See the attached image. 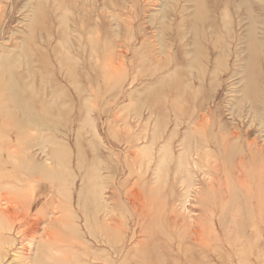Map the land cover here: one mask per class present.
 <instances>
[{
	"label": "rangeland",
	"instance_id": "rangeland-1",
	"mask_svg": "<svg viewBox=\"0 0 264 264\" xmlns=\"http://www.w3.org/2000/svg\"><path fill=\"white\" fill-rule=\"evenodd\" d=\"M199 1L0 0V57L31 105L17 119L35 121L0 130V159L29 168L7 191L18 214L14 231L0 216V264L47 226L66 241L60 264H264V74L258 107L245 91V4L264 53V0Z\"/></svg>",
	"mask_w": 264,
	"mask_h": 264
},
{
	"label": "bare ground",
	"instance_id": "bare-ground-1",
	"mask_svg": "<svg viewBox=\"0 0 264 264\" xmlns=\"http://www.w3.org/2000/svg\"><path fill=\"white\" fill-rule=\"evenodd\" d=\"M61 1L63 2L64 0H61ZM196 1H197V5H198L197 9H196L197 10L196 13H197L199 11V8H200V1L199 0H196ZM62 2H60V3H62ZM245 5H247V7H248V8L246 7L247 10L245 11V14H246V16H248L250 18V22H251V25L249 24L250 25L249 26L250 31H248V33L249 32L251 33V34H249L251 36H250V39L247 38L248 39L247 41H249V43H248L249 47L248 48H249L250 52H249V57H248V61L246 63V69H245V71L247 72V75L245 74V77L248 81V84H246V86H245L246 87L245 91L249 96H251L254 99V102L256 103V106L258 107V103H257V102H259L258 101V94L260 92L258 90L262 87V85H260L257 82V78L259 77V75L262 78L263 74H264V53L260 49L259 39H257V37L253 35V31H254L253 23L257 20L255 15H254L255 12L253 13V11H252L253 7L249 6L248 3ZM259 10L264 14V6L261 7ZM204 13H205V11H204ZM38 14L41 15L42 13L39 11ZM228 15H229V12H228ZM230 16L231 15H229V19L230 20L233 19L232 17L230 18ZM225 17H226V15H225ZM205 19L206 18L202 17V12H201L200 15L194 14V17L190 23L192 30L195 31V33H196L195 34V43L197 46L201 44L202 38H204V37H200V38H198V37H199V35L201 36L200 27L202 28L201 25H203L202 23ZM229 19H227V20H229ZM225 20H226V18H225ZM227 22H228L227 24H229V21H227ZM256 22H255V27H256ZM227 29H226V31H228ZM256 34H257V31H256ZM32 41H33V39L30 36L26 40V42H24L25 43V47L23 45L24 54H26V52H28V54H32V53H29L32 51V49L30 48ZM26 44H27V46H26ZM89 45L91 46V49H94L93 48L94 46L97 47V40L89 39L87 42V46H89ZM199 51H200V49L197 48L198 53H199ZM33 54L35 55L36 53H33ZM203 54H205V53H203ZM10 56H11V53H9V54L6 53L3 55L2 58L0 57V59H1L0 62L4 63L2 74L0 76V92H1V94H0V119L2 117H4V120L9 119L11 117H14V119L16 120V123H19L18 126L20 129L17 127V125L15 127H14V124L10 125L11 123L9 121H8L9 122L8 125H5L4 123H2L3 120H1L0 121V130H3V131L6 130L7 136H10V134L12 135L13 133H16L17 135H19V134L21 135V133H23L25 127H28L31 122H32V124H30V126L35 125V124H33V122H35L34 120L33 121L32 120H23V122H21L17 119V113L19 111L18 107H21V109L24 111L25 109L28 108L27 107L28 105L30 106L29 108H31V105L29 104V102L26 101V98L28 97L29 92L26 91V89H24V91H22L23 90L22 88L24 86L21 85V87H22L21 88L22 90H21L16 85V83L20 84V82H21L20 80L22 78L23 73L20 74L21 76H20V80H19L18 74L20 72L16 71L15 67L6 66V63L9 62ZM24 58H25V56H24ZM197 58H198V56L197 57L194 56L193 61L194 62L197 61ZM206 58H207V56H206ZM31 59H32V57H31ZM39 59L42 60L41 55H39ZM44 59H46L45 55H44ZM28 60H30V59H28ZM193 61L191 62V66L194 68L195 63H193ZM14 65H15V63H14ZM71 71H70V73H71ZM206 73H207V71H206ZM17 81H19V82H17ZM262 82H263V79H262ZM51 85H54V84H51ZM52 87L54 88V86H52ZM17 88H18V90H21V92H18ZM62 94L60 95V97L62 96ZM17 96H19V99H17ZM5 100H8V101L6 102ZM236 103L238 105H240L242 108H244L246 106L243 103V101H238ZM62 104H63V102H62ZM62 104L59 103V101H57V103L55 105H57L56 107L60 108V106H62ZM254 106H255V104H254ZM51 107H53V106H51ZM51 107H50V109H54ZM46 108L49 109V107H47V106H46ZM46 108L44 105L43 109H45L46 114H48L52 117V114H51L52 110H50V109L47 110ZM27 111L28 110H25L24 113H26ZM259 120H260V123L264 124V115L260 114ZM26 123H28V124H26ZM22 127H24V128L21 129ZM15 128H16V131H15ZM234 136H236L237 138H240V140H242V138H243V137H238L237 134H235ZM223 138L226 139L227 138L226 135H223ZM236 145H237V143H236ZM236 150H237V147L230 148L229 151H231V152H229L227 154V156H229V157L232 156L236 152ZM12 152L13 151L11 150V154L9 155L8 159H6V160L0 159V216L3 219H6L8 221V225L3 226V228L7 229L8 231H14L16 229V223L13 219L18 214V212L16 210L17 207L15 204L16 203L15 197H13L12 195H9L7 193V191L16 186V181L13 178L15 173H18L19 171H24V170L29 171L28 170L29 168L27 169L26 167H21V168L18 167L15 159L13 158ZM57 157L60 160L62 159V156H57ZM60 160H58L59 163H61V161H62V163L65 164L66 160L65 161L64 160L60 161ZM54 162L56 164L55 160H54ZM68 163H69V161H68ZM33 169H34V167H33ZM40 171H42L41 174H43V175L44 174L46 175L48 173V171L46 173L43 170H40ZM49 172H51V176H53L54 178L60 179L62 176V173L55 171V169H50ZM81 197H82V195H81ZM27 217L28 216H24L22 221H24V220L27 221ZM11 218H13V219H11ZM55 219L57 221L59 220V218H55ZM38 224H39V222H38ZM110 225H111V222H109L108 218H106V220H105L106 228L107 229L110 228ZM29 226H27L25 229H27V228L30 229L31 225H29ZM38 226L39 225L35 226L34 228L39 229ZM38 229H36V230H38ZM54 231H55L54 226L45 227L44 234L42 235V238H40V240L38 241V244H36L34 248L33 247L32 248L25 247V249L20 252V255L19 256L17 255L19 257L18 264H60L62 259H59V257L55 253L58 250L62 249L63 243H66V241L63 240V238H60L59 236H57ZM35 233H37V231H35ZM106 235L109 238V234L106 233ZM108 238H106L105 241L108 242ZM9 240H12V239H9ZM76 258L78 259V257H76ZM68 263L73 264L71 262H68Z\"/></svg>",
	"mask_w": 264,
	"mask_h": 264
}]
</instances>
